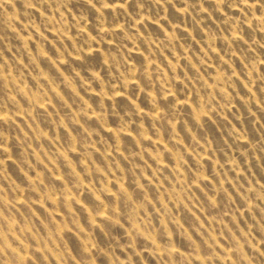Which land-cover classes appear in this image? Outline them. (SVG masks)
<instances>
[{
  "label": "rangeland",
  "instance_id": "obj_1",
  "mask_svg": "<svg viewBox=\"0 0 264 264\" xmlns=\"http://www.w3.org/2000/svg\"><path fill=\"white\" fill-rule=\"evenodd\" d=\"M0 264H264V0H0Z\"/></svg>",
  "mask_w": 264,
  "mask_h": 264
}]
</instances>
